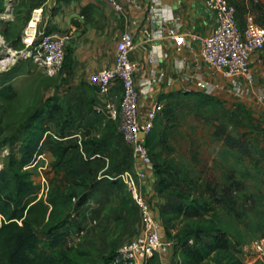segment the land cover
I'll return each instance as SVG.
<instances>
[{"label": "rangeland", "instance_id": "obj_1", "mask_svg": "<svg viewBox=\"0 0 264 264\" xmlns=\"http://www.w3.org/2000/svg\"><path fill=\"white\" fill-rule=\"evenodd\" d=\"M34 7L35 0H0V169L8 167L12 151L19 156L17 148L29 137L34 117L43 116L48 130L41 142L44 156L39 164L47 166L42 174L34 169L33 177L39 182L45 175L50 186L68 187L78 198L87 197L82 206L70 202L68 223L62 229L81 228L85 230L83 236L68 243L64 232L54 240L42 235L44 246L57 253L63 248H80L86 251L89 264H112V258H106L143 230L131 190L121 180L110 178L133 170L135 159L130 153H113L107 162L104 157L86 158L72 138L62 140L72 148L65 161L55 165L59 127L57 119L49 114L53 102L48 84L52 77L29 55L24 34ZM163 105L148 142L158 188L167 197L166 209L158 215L164 238L173 243L176 253L181 239L207 241L209 225L226 224L230 246L210 259L234 257L243 264H256L257 256L245 246L264 237V124L245 106L224 102L218 96L193 92ZM114 125L117 135H122L117 121ZM222 132L245 138L251 154L227 147ZM106 140H99L100 145H106ZM90 141L94 140L84 142L85 154L94 152L98 145ZM141 184L145 195L144 181ZM217 197L220 201L215 200ZM195 199L199 201L197 212L177 209ZM149 264H161L160 257Z\"/></svg>", "mask_w": 264, "mask_h": 264}, {"label": "crops", "instance_id": "obj_2", "mask_svg": "<svg viewBox=\"0 0 264 264\" xmlns=\"http://www.w3.org/2000/svg\"><path fill=\"white\" fill-rule=\"evenodd\" d=\"M46 1L42 23L45 30L69 33L71 36L66 45L64 69L48 84L52 105L57 104L50 115L57 121H70L66 130L68 135L78 131L85 140L107 139V144L102 145L99 152L84 154L86 158L99 153V159L104 157L107 162L113 153L120 156L133 154L132 145L122 135H117L114 121L105 109L112 97L120 101L121 82L114 81L111 92L105 94L89 81L90 73L114 65L116 47L125 31L132 33L136 42L131 58L139 65L135 79L140 91L139 112L142 119L154 103H165L177 96L187 95V89L203 77L217 85L215 96L220 100L245 106L254 119L264 124V48L250 59L254 82L248 83L243 79L234 82L211 73L200 56L198 41H190L178 49L166 35L170 27L180 32L192 30L202 37L211 34L216 18L204 0H160L155 16L150 12L151 0H118L124 6L122 12L116 11L109 0H35V7ZM229 1L237 7V17L242 25L249 17L264 25V0ZM163 15L169 18L167 22L161 21ZM144 29H148L149 33H145ZM151 57H154L153 63L149 61ZM151 69L156 71L154 77ZM134 163L135 169L139 163L136 160ZM144 189L145 197L152 203L153 213L157 217L162 215L167 197L158 188V175L154 168L148 169ZM167 257L180 256L173 253Z\"/></svg>", "mask_w": 264, "mask_h": 264}, {"label": "built area", "instance_id": "obj_3", "mask_svg": "<svg viewBox=\"0 0 264 264\" xmlns=\"http://www.w3.org/2000/svg\"><path fill=\"white\" fill-rule=\"evenodd\" d=\"M109 1L116 11H124L123 4L118 0ZM159 1H150V12L154 16L158 13L157 3ZM204 2L215 14L216 24L212 33L202 37L192 30L180 32L177 28L170 27L166 34L168 39L173 41L178 49L190 41H198L200 56L210 67L212 74H219L234 82L243 79L248 83H253L254 76L251 71L250 59L255 52L264 48V25L259 24L254 17H249L242 25L237 17V7L229 0H204ZM45 4L47 1L33 8L24 34L29 55L44 69L47 76L55 77L64 69L66 45L71 36L69 33L45 30L42 24ZM168 19L163 15L161 21L167 22ZM144 31L149 33L148 29H144ZM135 47L136 42L133 34L128 31L123 32L116 47L114 65L89 74V81L99 85L105 94L111 92L114 81L121 82L120 101L112 97L107 102L105 109L109 118L118 122L119 132L132 145L133 157L139 163V166L131 171L124 170L117 173L115 177L110 176L112 179L121 180L131 190L143 222V232L117 249L112 258V264H147L154 256L160 257L161 264H182L180 258L167 257V255L173 254V243L164 238L162 222L153 213L152 204L141 191V182L148 177V169L154 168L153 157L146 139L155 129L164 105L162 102L154 103L144 119L141 118L139 112L140 91L135 79L139 65L131 58V52ZM149 61L153 63L154 57H151ZM150 72L152 77L156 75L154 69H151ZM217 89V85L200 77L193 87L187 89L186 93L194 92L215 96ZM141 133L145 134L144 138L140 136ZM68 138H75L81 151L85 154V138L80 132L77 131L64 139ZM42 156L44 154H39L27 168L31 171L37 169L42 174V170L47 166L39 164ZM100 156L99 153H94L89 158L96 159ZM33 176L38 197H46L49 190L48 178L42 175L41 180L37 182ZM72 201L77 202V198L74 197ZM84 233V229H76L71 235V240L80 239ZM189 241L194 243L196 240L190 238ZM245 250L252 256H257L255 263H264V237L254 240L250 246H245ZM249 258L247 263L251 262Z\"/></svg>", "mask_w": 264, "mask_h": 264}, {"label": "trees", "instance_id": "obj_4", "mask_svg": "<svg viewBox=\"0 0 264 264\" xmlns=\"http://www.w3.org/2000/svg\"><path fill=\"white\" fill-rule=\"evenodd\" d=\"M56 105H52L49 114L54 112L53 106ZM57 126L59 128L56 138L59 141L55 143V165L59 166L65 161L66 154L72 145L62 142V140H70V138L64 139L70 136L66 132L70 127V121L59 119ZM47 130L45 118L35 116L30 125L29 137L24 139L17 148L19 156L12 151L8 167L3 166L0 169V264H89L85 258L86 251L80 248H63L57 253L44 246L42 235L54 240L64 232L67 242H70L74 231L69 228L62 231L64 225L68 223V205L74 197L78 200L77 205L82 206L87 202V197L78 198L68 187L62 188L54 183L49 185L46 197H38L32 178L33 172L27 166L41 154V142ZM223 133L225 132H222V137L227 147L238 149L248 156L251 154L245 138ZM149 137L146 140L150 147ZM95 142L98 145L94 152H99L102 148L101 142L90 141L94 144ZM207 187L209 188V184ZM161 191L163 192V189ZM176 194L184 197L181 192ZM219 199L217 197L215 200ZM198 202L195 199L194 203L180 204L177 209L184 212H197ZM207 231L211 234L207 241L197 239L194 243H190V237L180 240L176 253H179L182 264H243L241 260L234 257L210 259L214 253L229 248V231L226 229V224H211ZM115 254L112 253L107 257V261Z\"/></svg>", "mask_w": 264, "mask_h": 264}, {"label": "water", "instance_id": "obj_5", "mask_svg": "<svg viewBox=\"0 0 264 264\" xmlns=\"http://www.w3.org/2000/svg\"><path fill=\"white\" fill-rule=\"evenodd\" d=\"M96 88L98 91H102L101 87L99 85H96ZM142 138H144L145 134L144 133H141L140 135ZM102 264V263H101Z\"/></svg>", "mask_w": 264, "mask_h": 264}]
</instances>
